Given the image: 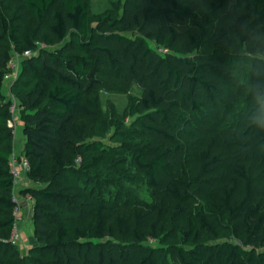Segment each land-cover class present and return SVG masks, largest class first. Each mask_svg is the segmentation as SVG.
Returning <instances> with one entry per match:
<instances>
[{"label":"trees","instance_id":"trees-1","mask_svg":"<svg viewBox=\"0 0 264 264\" xmlns=\"http://www.w3.org/2000/svg\"><path fill=\"white\" fill-rule=\"evenodd\" d=\"M121 1L92 16L88 0H0V264H264V129L247 118L264 97V0ZM24 50L11 91L36 244L19 255L3 85ZM101 63L141 91L129 123L89 94ZM110 129L121 158L89 157L85 136ZM105 175L167 202L131 225L117 208L128 195L107 199ZM215 219L231 240H216ZM140 228L159 243L140 242Z\"/></svg>","mask_w":264,"mask_h":264},{"label":"rangeland","instance_id":"rangeland-1","mask_svg":"<svg viewBox=\"0 0 264 264\" xmlns=\"http://www.w3.org/2000/svg\"><path fill=\"white\" fill-rule=\"evenodd\" d=\"M89 9L92 16H96L97 14L107 10V9H115L117 12L120 11L121 0H88ZM130 35V34H129ZM151 47L157 48L153 42L149 43ZM60 46L59 44H55L52 46H48L50 48ZM43 48H48L45 45H41ZM158 49V48H157ZM159 51V49H158ZM21 60V59H20ZM98 78L100 83L97 87H95L89 94L95 95L98 98V104L101 110H105L107 108L108 102H111L114 106L116 112L119 115L125 114V122L129 123L133 118L130 108V100L133 97H138L140 95V89L132 82H121L117 79H114L107 69L104 63L100 65V73L98 74ZM13 82L4 81L3 92L9 98L10 94H13L11 91V86ZM14 120V129H13V151L16 154H20L23 142V135L21 131L22 120L20 117V113H18V109L14 111L12 114ZM88 125L93 126L97 125L95 121L97 120L87 118ZM114 129H110L105 132L103 136L98 135L92 132V130L85 136V141L89 145L88 155L89 157L99 156L106 157L104 159V163H110L114 158L120 159L121 155L117 153L116 150H113L114 147L120 146L119 141H113L111 136L113 134ZM97 143L102 145L101 148L97 147ZM131 144H136L137 141L132 139L130 140ZM77 165H80V160L77 159ZM104 180L106 184L107 190L110 192L105 193V197L107 199H114L117 195L121 194V198L124 195H128L129 201L125 202L124 205L117 206L122 212V215L127 219V221L132 225L134 223L133 214L135 212H143L145 216H152L156 213V209L159 206H164L167 202L166 196L162 194L161 191H154L153 193H149L146 190V187L141 183L139 186L137 185L136 177H133V180L126 181L125 187L122 189L118 184L117 177H110L105 175ZM108 178V179H106ZM27 186H34V183L30 181L26 175V172L23 171L21 177L18 178L17 183L14 186V194L16 198L17 208L14 209V225L12 231L18 234L15 243L9 241L18 251L19 255L29 254L31 248L36 244V240L33 237V225L31 219V211L33 200L28 194H24L22 190ZM115 200V199H114ZM214 227L218 230V241L231 240V236L228 234L225 229L224 222H219L217 219L211 220ZM147 224V221L144 222ZM168 231L171 229L167 228ZM139 232L141 234V241L148 244H157L159 243L158 239H154L151 236L144 233V229L140 228ZM201 240L208 242L210 239L204 237L202 235ZM133 242H138L134 240ZM129 264H134V259L132 257Z\"/></svg>","mask_w":264,"mask_h":264},{"label":"built area","instance_id":"built-area-1","mask_svg":"<svg viewBox=\"0 0 264 264\" xmlns=\"http://www.w3.org/2000/svg\"><path fill=\"white\" fill-rule=\"evenodd\" d=\"M33 54L32 50H24L21 53H17V52H13L12 57L8 60L7 62V71L4 74V81H10L13 82V80H16L19 71H20V66H21V60L24 57H28L30 55ZM21 59V60H20ZM9 100L11 102L10 106H9V110L11 112V116L14 113V111L17 108V102L16 99L14 97L13 94L9 95ZM7 125L9 127H11L12 129H14V120H13V116L7 120ZM9 168H10V172L14 178V184H13V199L16 203V198H15V194H14V186L17 183L18 178L21 177V174L23 171H27L29 169V162L27 160V158H25L22 154H16L14 151H12V153L9 156ZM17 203L14 207V209H16ZM14 212V211H13ZM18 237L17 233H14L12 231L11 236L9 238V241H11L12 243L16 242V239Z\"/></svg>","mask_w":264,"mask_h":264},{"label":"clouds","instance_id":"clouds-1","mask_svg":"<svg viewBox=\"0 0 264 264\" xmlns=\"http://www.w3.org/2000/svg\"><path fill=\"white\" fill-rule=\"evenodd\" d=\"M255 87L253 86L250 91H255ZM258 106L259 110L256 112H252V108ZM247 112L250 113L248 115V120L250 125L255 126L260 129H264V97L257 96L252 105H247Z\"/></svg>","mask_w":264,"mask_h":264}]
</instances>
